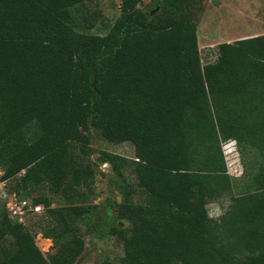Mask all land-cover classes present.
<instances>
[{
	"label": "trees",
	"instance_id": "trees-1",
	"mask_svg": "<svg viewBox=\"0 0 264 264\" xmlns=\"http://www.w3.org/2000/svg\"><path fill=\"white\" fill-rule=\"evenodd\" d=\"M119 1L120 16L97 35L75 28L72 10L87 0H0V264H77V221L92 207L54 208L40 190L94 184L91 130L135 148L134 159L102 160L140 181L124 185L119 204L108 201L107 211L117 208L109 234L125 237L121 264H264V69L248 80L246 59L230 55L264 37L221 44L203 66L183 12L202 0H163L154 15L142 0ZM232 139L258 153L247 178L229 174L223 142ZM223 197L227 212L210 217ZM10 199L27 203L22 222ZM36 207L56 223L43 231L55 243L49 258L26 223Z\"/></svg>",
	"mask_w": 264,
	"mask_h": 264
},
{
	"label": "rangeland",
	"instance_id": "rangeland-1",
	"mask_svg": "<svg viewBox=\"0 0 264 264\" xmlns=\"http://www.w3.org/2000/svg\"><path fill=\"white\" fill-rule=\"evenodd\" d=\"M217 1V5H214L212 0L198 1L183 11L184 16L196 25L203 66L213 64L218 60L221 44H233L241 40L264 37V0ZM140 8L154 15L163 10L164 2L163 0H142ZM72 11L75 28L91 34L105 35L120 16L121 6L119 0H87L79 11L75 9ZM230 55L236 60L246 59L241 64L244 66L243 75L248 80L252 81L259 73H262L259 67L264 69V46L231 50ZM229 114L231 115L230 112L226 115ZM90 134L92 150L86 161L96 171L94 184L90 188H74L68 194L62 191L49 194L48 189L40 190V193L50 196L54 208L75 204H86L92 207L89 214L77 221L79 235L84 239V251L77 264H100L104 260L121 264V259L125 256V237L114 233L109 234L117 208L114 207L113 210L107 211L108 201L113 199L116 204H119L124 199L125 186L132 184L135 187L140 185V181L131 170L116 169L114 171L109 163H103L102 160L105 153L115 154L129 160L134 159L135 148L131 143L114 144L103 140L94 130H91ZM238 145L233 139L223 142L228 171L233 179L247 178L246 165H250L248 166L250 169L258 154L253 148ZM137 191L138 193L132 196L135 203L143 199L139 192L140 189ZM35 195L36 193L27 199L29 205L32 204ZM9 201L10 205L11 199ZM230 204L229 197H223L217 202L210 203L207 207L209 216L219 218L227 212ZM45 213V210L40 213L28 212L26 223L34 232H37L36 244L44 256L49 258L55 253V243L52 239L44 238L43 231H50L56 223L51 216H46ZM97 226L99 228H96ZM123 227L128 230L130 225L124 224ZM125 236L127 237L128 234ZM2 259L3 252L0 251V261Z\"/></svg>",
	"mask_w": 264,
	"mask_h": 264
},
{
	"label": "built area",
	"instance_id": "built-area-1",
	"mask_svg": "<svg viewBox=\"0 0 264 264\" xmlns=\"http://www.w3.org/2000/svg\"><path fill=\"white\" fill-rule=\"evenodd\" d=\"M1 175H2V171L0 170V176ZM0 184H2V188H0V190L2 192H4L2 190L4 187V184L1 182H0ZM11 202L12 203L10 205L8 203V207H9L10 211L12 212L13 215L17 216L19 218V220L22 222L24 220V216L26 214L25 207H26L27 203L26 202L20 203V202H17V200H15V199H12ZM34 210H35V212L40 213L41 211H43V208L42 207H36Z\"/></svg>",
	"mask_w": 264,
	"mask_h": 264
},
{
	"label": "water",
	"instance_id": "water-1",
	"mask_svg": "<svg viewBox=\"0 0 264 264\" xmlns=\"http://www.w3.org/2000/svg\"><path fill=\"white\" fill-rule=\"evenodd\" d=\"M212 3H213L214 5H217V4H218V1H217V0H212Z\"/></svg>",
	"mask_w": 264,
	"mask_h": 264
}]
</instances>
